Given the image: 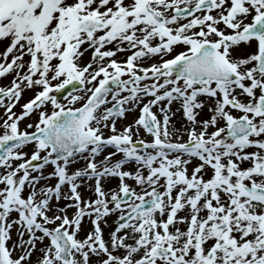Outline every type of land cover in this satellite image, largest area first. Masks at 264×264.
Instances as JSON below:
<instances>
[{"label":"snow or ice","instance_id":"snow-or-ice-1","mask_svg":"<svg viewBox=\"0 0 264 264\" xmlns=\"http://www.w3.org/2000/svg\"><path fill=\"white\" fill-rule=\"evenodd\" d=\"M0 264H264V0H0Z\"/></svg>","mask_w":264,"mask_h":264}]
</instances>
